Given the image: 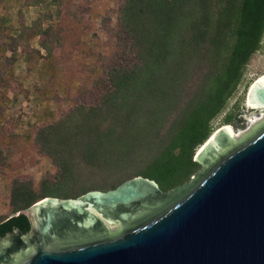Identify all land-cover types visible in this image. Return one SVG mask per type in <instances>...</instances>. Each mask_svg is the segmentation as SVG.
<instances>
[{"label":"trees","instance_id":"16d2710c","mask_svg":"<svg viewBox=\"0 0 264 264\" xmlns=\"http://www.w3.org/2000/svg\"><path fill=\"white\" fill-rule=\"evenodd\" d=\"M24 1L28 7L43 3ZM121 2L117 50L94 82L93 101L37 131L35 146L58 168L56 181L45 182L38 192L32 182L16 180L11 204L18 215L0 223V237L15 230L31 233L32 220L21 212L48 197L78 199L90 191L113 190L152 170L151 177H144L170 192L207 174L221 160L219 156L204 165L196 155L218 130L213 122L263 48L264 0ZM35 25L27 31L41 35L42 46L52 55L60 39L53 27L36 33L42 24ZM234 119L229 114L225 126ZM133 162L140 168L129 178L121 170ZM97 178L114 180L83 186ZM106 234L99 241L113 238Z\"/></svg>","mask_w":264,"mask_h":264},{"label":"water","instance_id":"95a60500","mask_svg":"<svg viewBox=\"0 0 264 264\" xmlns=\"http://www.w3.org/2000/svg\"><path fill=\"white\" fill-rule=\"evenodd\" d=\"M249 103L264 107V79ZM219 156L170 192L138 176L78 199L48 197L21 212L31 233L15 230L0 244L22 236L31 249L16 264H264V117L239 140L231 128L216 131L196 160ZM107 231L113 238L99 241Z\"/></svg>","mask_w":264,"mask_h":264},{"label":"rangeland","instance_id":"374dc122","mask_svg":"<svg viewBox=\"0 0 264 264\" xmlns=\"http://www.w3.org/2000/svg\"><path fill=\"white\" fill-rule=\"evenodd\" d=\"M121 3L43 0L41 5L28 7L24 0H0V223L18 215L11 204L16 180L32 182L38 192L45 182L56 181L58 168L35 146L37 131L59 121L82 102L93 101L94 82L117 50ZM39 22L42 26L36 28V33L53 27L57 40L60 39L55 42L52 55L42 46L41 35L27 31ZM262 76L264 41L248 65L238 91L213 122L215 129L225 127L228 115L234 113L230 125L233 138L239 140L264 117L263 107L249 103L253 86ZM139 168L133 162L121 173L130 178ZM147 174L141 175L151 177ZM113 180L88 179L83 186L104 185Z\"/></svg>","mask_w":264,"mask_h":264},{"label":"flooded vegetation","instance_id":"af4514ba","mask_svg":"<svg viewBox=\"0 0 264 264\" xmlns=\"http://www.w3.org/2000/svg\"><path fill=\"white\" fill-rule=\"evenodd\" d=\"M27 245L22 244V236L8 242L7 245L0 244V256L6 252V256L0 258V264H16L30 252Z\"/></svg>","mask_w":264,"mask_h":264},{"label":"bare ground","instance_id":"6f19581e","mask_svg":"<svg viewBox=\"0 0 264 264\" xmlns=\"http://www.w3.org/2000/svg\"><path fill=\"white\" fill-rule=\"evenodd\" d=\"M264 79V76H262V77H260V79L258 80V82H260L261 80H263ZM257 84V83H256ZM256 84H254V86H253V88L256 86ZM253 90V89H252ZM252 92V91H251ZM264 108V107H263ZM223 128H231L232 129V131H234L233 130V128L231 127V125H227V126H225V127H223ZM222 129V128H221ZM220 130V129H219ZM218 131V130H217ZM238 136V135H237ZM241 136V135H240ZM240 136H238V137H240ZM204 147V146H203ZM202 147V148H203ZM201 148V149H202ZM201 149L199 150V151H201Z\"/></svg>","mask_w":264,"mask_h":264}]
</instances>
